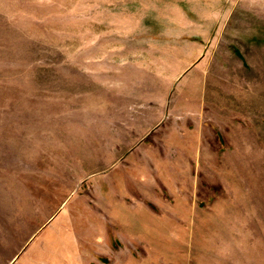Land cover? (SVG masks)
<instances>
[{
  "label": "rangeland",
  "instance_id": "obj_1",
  "mask_svg": "<svg viewBox=\"0 0 264 264\" xmlns=\"http://www.w3.org/2000/svg\"><path fill=\"white\" fill-rule=\"evenodd\" d=\"M0 264H264V0H0Z\"/></svg>",
  "mask_w": 264,
  "mask_h": 264
}]
</instances>
